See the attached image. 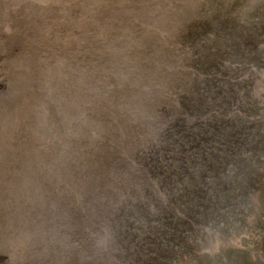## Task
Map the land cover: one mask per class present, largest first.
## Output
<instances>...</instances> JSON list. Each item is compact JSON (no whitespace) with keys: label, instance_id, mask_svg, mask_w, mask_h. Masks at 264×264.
<instances>
[{"label":"rangeland","instance_id":"rangeland-1","mask_svg":"<svg viewBox=\"0 0 264 264\" xmlns=\"http://www.w3.org/2000/svg\"><path fill=\"white\" fill-rule=\"evenodd\" d=\"M235 17L248 22L239 39ZM216 24L225 26L220 35ZM247 28L263 33L264 0H0V264H31L28 243L44 242L42 211L53 198L43 188L47 173L69 176L106 135L118 132L124 141L122 114L142 106L137 96L154 87L144 79L180 71L185 88L165 86L167 96H178L205 88L210 65L241 63L236 95L249 91L264 107V67L252 55L227 56L233 41L251 40ZM259 40L264 57V35ZM257 117L264 128V110ZM261 193H252L245 230L208 235L202 254L227 248L237 252L223 253L225 261L264 264ZM14 215L23 216L17 224ZM69 222V232L50 228L57 249L48 261L39 252L45 264L54 257L55 264H77L71 258L82 239L71 236L76 225Z\"/></svg>","mask_w":264,"mask_h":264},{"label":"trees","instance_id":"trees-1","mask_svg":"<svg viewBox=\"0 0 264 264\" xmlns=\"http://www.w3.org/2000/svg\"><path fill=\"white\" fill-rule=\"evenodd\" d=\"M234 19L232 30L239 39L248 22ZM216 26L214 35L222 34L225 26ZM246 30L251 40L244 45L233 41L235 52L227 56L241 60L252 55L250 60L263 68L259 39L264 28L256 36L254 28ZM239 66L231 68L224 61L210 65L205 74L212 79L200 82L205 88L178 96H167L165 89L185 88L186 81L175 74L180 71L144 79L154 87L137 96L142 106L122 114L124 141L119 142L118 132L113 139L106 135L95 140L88 156L68 170L69 176L47 173L43 188L53 198L42 211L46 236L39 245L28 243L29 262L45 264L39 252L48 261L57 249L52 225L69 232V221L77 218L71 236L82 243L73 263L245 264L225 261L222 254L237 252L232 249L202 254L208 235L243 232L252 193L264 194V128L257 117L264 107L249 91L236 95L234 87L243 86L233 80ZM33 211L22 217L28 221ZM16 217L11 220L17 224L22 217ZM56 261L54 257L48 264Z\"/></svg>","mask_w":264,"mask_h":264},{"label":"bare ground","instance_id":"bare-ground-1","mask_svg":"<svg viewBox=\"0 0 264 264\" xmlns=\"http://www.w3.org/2000/svg\"><path fill=\"white\" fill-rule=\"evenodd\" d=\"M39 5L41 4V3H38ZM31 5V7H33V4H30ZM43 6H45L44 4H42ZM47 5V4H46ZM43 6H41V7H43ZM41 7H39V8H41ZM38 8V7H37ZM0 83H4L3 82V80H2V78H0Z\"/></svg>","mask_w":264,"mask_h":264}]
</instances>
